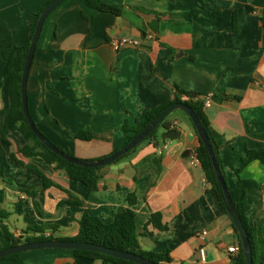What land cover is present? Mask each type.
I'll use <instances>...</instances> for the list:
<instances>
[{
    "label": "crops",
    "instance_id": "0c3cea01",
    "mask_svg": "<svg viewBox=\"0 0 264 264\" xmlns=\"http://www.w3.org/2000/svg\"><path fill=\"white\" fill-rule=\"evenodd\" d=\"M47 1L0 0V23L7 25L14 46L3 55L6 65ZM100 1L119 6L120 14L97 11L82 0H64L44 20L26 83L28 110L37 128L74 157L94 160L121 148L131 135L123 127H132L141 114L172 100L176 87L199 98L213 93L204 113L226 184L233 189L240 181L249 205L248 222H258L264 235V164L250 161L237 175L246 151L264 150V0ZM192 10L198 14L190 21L178 18ZM112 37L140 44L115 51L109 43ZM8 111L4 66L0 128ZM168 121L178 132L176 137L157 145L141 142L125 157L102 166L95 190L61 171L46 170L40 158L23 157L18 153L25 144L23 137L9 133L8 144L0 141V169L11 181L0 178L4 191L0 209L8 213L4 223L9 231L19 237L28 227L58 226L60 221L63 225L54 236L74 237L77 224L68 221L67 209L75 219L87 209L109 224L121 209L129 208L135 214L141 250L168 251L169 264H235L236 254L228 251L232 246L238 250L230 217L201 166L193 165L198 135L185 113L173 110ZM81 130L108 140L75 139ZM12 155L44 171L56 187L43 190L34 175L25 180L26 170ZM130 194L134 204L127 200ZM68 195L83 205L58 206ZM19 199L24 206L18 214L14 204ZM16 216L24 220H14ZM5 245L0 235V246ZM200 247L204 261L198 255ZM20 258L22 264H113L79 258L64 249L28 250Z\"/></svg>",
    "mask_w": 264,
    "mask_h": 264
},
{
    "label": "trees",
    "instance_id": "16d2710c",
    "mask_svg": "<svg viewBox=\"0 0 264 264\" xmlns=\"http://www.w3.org/2000/svg\"><path fill=\"white\" fill-rule=\"evenodd\" d=\"M51 1L53 0H48L47 2H45L41 10L35 14V18L31 23L30 33L26 41L22 46L15 48L14 55L10 59L7 65L3 61V55L13 50L14 47L13 39L7 25L4 23H0V67L6 66V79L8 84V96H9V111L3 127L0 128V141L2 143L8 144L7 135L14 131L18 132L25 141V144L18 151L19 154H21L23 157L26 158H33V157L40 158L46 165V170H48V168H51L52 170L55 171H61L68 179L81 183L90 190H95L99 178L98 172L102 167L86 168L68 163L65 160L61 159L55 153L51 152L44 145L41 144V142L35 137V135L30 130L22 114L21 98H20V77H21L24 60L36 25L37 18L41 13V11ZM82 1L87 7L95 9L97 11L104 13H111L116 16L120 14L121 8L119 6L108 5L101 2L100 0H82ZM146 12H150V11H146ZM151 13L155 14L156 16L159 15L155 12H151ZM197 14H198V10H192L188 14L179 15L178 18H180L182 21H190L191 17L197 16ZM179 95L185 96L186 99L181 100L179 98ZM173 103H184L188 105L196 114L206 134L208 135L209 143L214 152L216 162L225 180L224 171L222 168L221 160L218 156L217 147L209 132V122L204 113L202 100L194 93L185 92L179 89L178 87H176L175 95L172 100H169L164 104L141 114L139 117L136 118L135 124L132 127H123L124 131L131 133V135L127 139V142L130 141L134 135L138 134L144 127H146L147 124L151 120H153V118L157 116L163 109H165L167 106ZM185 115L188 118L195 134L197 135V132L194 128L192 121L190 120V118L187 116L186 113ZM161 129L164 130L165 132H170L173 130L171 123L168 121V115L160 122L159 125L154 127L141 142L146 141L152 143L153 145H157L158 142L161 140L160 137ZM73 137L75 139L84 142H88L95 139L102 141L108 140L105 136L95 134L90 130H81L76 134H74ZM52 144L66 155L74 157L73 155L62 149L59 145L55 143ZM137 146L138 144L135 147H133L131 150H129L126 154L116 159L114 162L120 160L121 158L125 157L126 155L134 151ZM195 154L198 160L200 161L201 168L205 172L206 180L210 184L211 190L215 193L224 213L227 214L226 202L222 190L220 188L219 183L216 180L214 170L211 166V162L207 155V151L200 140H199V146L197 147ZM12 158L17 164H19L21 167H23L26 170V174L24 176L25 180H28L34 175L42 181L41 187L43 190L50 187H56L47 178L44 171L26 166L25 164L17 160L14 155H12ZM98 159L84 160V161H95ZM253 160H257L261 164H264V150L246 151L245 156L242 158L240 166L237 170V175L250 161ZM0 178H2L8 184L11 183L10 179L4 177L2 169H0ZM227 189L231 201L235 207L236 213L240 218V221L244 229L246 230L248 236L250 249H251V256H252L251 264H264V235H262V230L258 222H252V223L248 222L246 214L247 211L249 210V205L246 200L245 190L242 187L239 180L237 181V185L235 188L231 189L227 186ZM23 192L28 196L33 195V193L28 190H23ZM3 198H4V191L0 190V204L3 201ZM127 200L130 204H134L135 202V198L132 194L127 196ZM63 205L80 207L83 205V203L79 201L77 198L73 197L72 195H68V198L66 200L58 203V206H63ZM23 206H24V202L22 203L21 200L19 199L18 202L14 204V212L18 214L21 213ZM66 216L69 222L75 221L77 224V233L74 237L54 236V233L58 230V226L56 225H46V226L35 225L23 230L21 232L23 237L19 238L18 236H14L9 231L7 225L4 223V220L8 217V213L0 209V235H2L3 239L6 241V245L0 246V250L24 243L41 242V241H49V240H68V241H78V242L97 244L104 246L106 248L134 253L136 255L144 257L158 264L170 263V257L168 251L162 254H155L152 252H146L141 250L138 244V234L136 233L134 227L135 214L129 208L121 209L115 216L113 222L109 224L102 222L99 218L90 214V212L87 209H85L82 212L81 216L78 219L74 218L73 213L69 209L66 210ZM152 217L154 218L155 216L153 215ZM232 230L234 232L238 244V250L234 257L235 264H244L245 260L241 248V242L239 240L236 229L233 226V223H232ZM46 231L49 232L48 235H45ZM28 233H31V235L30 236L27 235ZM71 251L74 256L88 259L91 261L102 260L105 263H113V264H135L133 262L113 258L97 252L85 251V250H71ZM20 254L21 253L7 255L3 258H0V262L7 260L10 262V264H22Z\"/></svg>",
    "mask_w": 264,
    "mask_h": 264
},
{
    "label": "water",
    "instance_id": "95a60500",
    "mask_svg": "<svg viewBox=\"0 0 264 264\" xmlns=\"http://www.w3.org/2000/svg\"><path fill=\"white\" fill-rule=\"evenodd\" d=\"M64 0H53L51 1L39 14L36 25L31 37V41L28 46L27 54L24 60L21 77H20V98H21V108H22V114L23 117L29 126L32 133L35 135V137L41 142L42 145H44L47 149H49L51 152L55 153L58 157L65 160L68 163L86 167V168H96V167H102L106 166L108 164L113 163L116 159L120 158L124 154H126L129 150H131L133 147H135L137 144H139L147 135L148 133L157 125L160 124V122L173 110L180 109L184 111L187 116L192 121L194 128L197 132V135L199 137V140L203 144L204 148L207 151V155L209 157V160L211 162V166L214 170L215 177L217 182L220 185V188L222 190L226 207H227V214L230 217L233 226L236 229V232L238 234L239 240L241 242V248L244 256V264H251L252 263V256H251V249L250 244L248 240V236L246 233V230L244 229L240 218L238 217L235 207L231 201L230 195L228 193L226 182L220 172L219 166L216 162L214 152L212 150V147L209 143L208 135L206 134L203 126L201 125L199 119L197 118L196 114L193 112V110L184 103H173L169 106H167L165 109H163L157 116L151 120L146 127H144L138 134L134 135L133 138L128 141L125 145H123L121 148L117 149L110 155L95 160V161H84L75 157H71L60 151L56 146L52 144L51 141H49L37 128L34 121L32 120L29 110H28V100H27V93H26V83H27V77L28 72L30 68V64L36 49V44L41 32L42 25L44 23V20L46 17ZM178 135V132L176 130L170 131V132H162L160 134V137L162 140L166 139H173ZM23 236H19V238H22ZM37 249H64V250H85V251H92L101 253L113 258L126 260L129 262H133L135 264H158L156 262H153L151 260H148L144 257H141L139 255H136L134 253L130 252H124L119 251L111 248H106L101 245L97 244H91L86 242H78V241H68V240H49V241H41V242H31V243H24L17 246H11L0 250V258H3L7 255L11 254H17L28 250H37Z\"/></svg>",
    "mask_w": 264,
    "mask_h": 264
},
{
    "label": "built area",
    "instance_id": "2783aa9c",
    "mask_svg": "<svg viewBox=\"0 0 264 264\" xmlns=\"http://www.w3.org/2000/svg\"><path fill=\"white\" fill-rule=\"evenodd\" d=\"M110 46L115 50H119L122 47H126V46H138L140 44L139 41H134V40H130L129 38L126 37H122V38H117V37H112L110 39ZM213 97V93H208L205 96H203L202 98H200L202 100L203 103V107H207L210 104L211 98ZM193 165L194 166H200V161L198 160L196 154L193 157ZM200 239H203V236H200ZM228 251L231 254H236L237 253V249L232 246L228 249ZM198 255L200 258V261H204L205 259V251L202 247H200L198 249Z\"/></svg>",
    "mask_w": 264,
    "mask_h": 264
},
{
    "label": "rangeland",
    "instance_id": "374dc122",
    "mask_svg": "<svg viewBox=\"0 0 264 264\" xmlns=\"http://www.w3.org/2000/svg\"><path fill=\"white\" fill-rule=\"evenodd\" d=\"M175 112H176L177 114H184V111H182V110H180V109L175 110ZM78 159H79V158H78ZM14 220H18V221L21 222L22 220H24V217L16 216V217H14ZM56 224H57L58 226H62V225H63L62 222H60V221H57Z\"/></svg>",
    "mask_w": 264,
    "mask_h": 264
}]
</instances>
